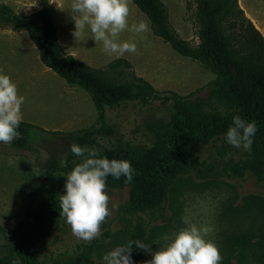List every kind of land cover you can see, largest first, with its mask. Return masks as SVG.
<instances>
[{"label":"rangeland","instance_id":"374dc122","mask_svg":"<svg viewBox=\"0 0 264 264\" xmlns=\"http://www.w3.org/2000/svg\"><path fill=\"white\" fill-rule=\"evenodd\" d=\"M168 8L169 20L181 38L192 45L199 43L200 25L196 19L192 0H162ZM0 0L16 14L32 16L44 7L40 0ZM72 0H48L47 9L55 24L58 40L67 54L87 65L106 68L118 59L102 51V44L91 38L88 29L79 38L73 36L74 21L70 12ZM240 8L264 35V0H238ZM128 24L146 21L149 30L142 33L125 30L120 42L137 46L136 53H125L137 76L150 82L157 95L145 102H125L107 109V122L111 135L101 138V155L104 148L127 147L129 144L151 147L161 139V133L172 121L177 107L174 95L188 97L191 101L205 99L211 71L198 62L185 58L156 36L150 21L132 0H128ZM0 74L10 77L17 86L18 95L24 97L21 105L22 121L38 128L31 130L33 150L17 151L9 144L0 143V257L14 240L22 214L27 208V197L38 180L39 166L49 158L67 160L70 145L77 142L76 132L93 125L97 111L90 96L78 87L68 85L47 68L40 59L39 50L24 30L0 23ZM208 80V83H205ZM202 163L186 177L173 198L160 212L147 211L133 216L132 224L141 223L153 229L151 252L166 247L173 234L189 224L198 228L209 226L212 231L205 237L219 249L222 260L227 257L225 241L228 237L249 229H264V214L258 212L245 199L249 194H261L264 187L248 171L235 170L251 153L242 148L228 147L223 141L195 146ZM230 154V155H229ZM65 165V164H64ZM199 168V167H198ZM110 215L100 226V236H105L101 251L90 258L83 255L81 246L90 244L71 232L63 217L60 226L40 243L39 264H104L103 256L118 246L127 244L121 234L124 221L121 207L128 201L126 188L106 186ZM109 233V236L106 234ZM96 238V239H97ZM95 240V239H94ZM258 250L249 254L247 264L257 261ZM235 260L232 261L235 264ZM264 264V263H262Z\"/></svg>","mask_w":264,"mask_h":264},{"label":"trees","instance_id":"16d2710c","mask_svg":"<svg viewBox=\"0 0 264 264\" xmlns=\"http://www.w3.org/2000/svg\"><path fill=\"white\" fill-rule=\"evenodd\" d=\"M147 16L153 32L169 44L179 55L198 62L217 77L208 85L205 99L191 101L174 95L177 112L161 133L154 146L129 144L127 147L104 148L99 157L127 160L134 172L131 183L126 177L105 178L106 186L126 188L128 201L121 207L126 242L140 240L150 251L132 247L133 264L150 261L153 229L132 217L147 211L160 212L166 202L178 194L186 177L202 163L195 153L198 144L209 145L221 140L228 147L225 136L234 116L255 122L257 132L252 137L251 157L242 160L235 170L252 173L264 187V35L240 8L238 0H192L200 25L199 43L192 45L181 38L169 20V11L162 0H132ZM44 9L32 16L16 14L0 3V23L26 31L39 50L41 62L68 85L85 91L97 111L96 122L76 132L77 144L89 149L101 148V138L112 134L107 122V109L125 102H145L156 97L157 91L146 79L134 72L131 63L118 58L106 68L87 65L67 54L59 43L55 24L47 9L48 0H40ZM38 128L21 121L20 138L9 145L17 151L33 150L31 130ZM87 155V154H86ZM71 152L65 165L49 158L39 166L38 180L27 197V208L22 214L14 240L0 257V264H39L40 243L59 228V197L64 193L66 176L82 162ZM199 167V168H198ZM264 214V192L245 197ZM109 236V233L106 234ZM105 236L82 245L83 255L90 258L101 251ZM227 257L222 264H247L249 254L259 252L257 261L264 263V229H249L230 236L225 241Z\"/></svg>","mask_w":264,"mask_h":264},{"label":"clouds","instance_id":"9594fccd","mask_svg":"<svg viewBox=\"0 0 264 264\" xmlns=\"http://www.w3.org/2000/svg\"><path fill=\"white\" fill-rule=\"evenodd\" d=\"M37 5V0L28 8ZM128 0H72L70 12L75 25L73 36L77 39L88 29L91 38L102 44V51L115 58L125 53H136L137 46L131 42H120V33L125 30L142 33L149 30L146 21L129 27ZM216 79L215 74H209ZM205 80V83H208ZM24 97L18 95L17 86L10 77L0 74V143L10 144L20 138L19 128L22 121L21 105ZM257 132L255 122H246L240 116L233 117V123L226 132V142L245 151H251L252 137ZM70 152L81 157L66 176L64 193L59 197L60 216L70 226L78 239L91 242L100 235V226L110 215L109 196L105 192V178L126 177L125 183L133 180L134 169L127 160H109L99 157L96 149L70 145ZM87 154V155H86ZM230 155V154H229ZM63 166L65 159L61 157ZM187 227L173 234V239L164 248L152 253V259L145 264H220L222 257L216 244L206 239L212 229L209 226L197 227L185 220ZM133 245L137 249L150 251L142 241H129L103 256L104 264H133L131 252Z\"/></svg>","mask_w":264,"mask_h":264}]
</instances>
